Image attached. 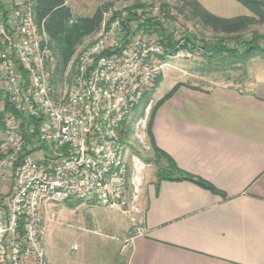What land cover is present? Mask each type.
Segmentation results:
<instances>
[{"label": "built area", "instance_id": "2783aa9c", "mask_svg": "<svg viewBox=\"0 0 264 264\" xmlns=\"http://www.w3.org/2000/svg\"><path fill=\"white\" fill-rule=\"evenodd\" d=\"M30 4L0 3V91L36 132L28 139V126L22 130L5 114L0 264H47L43 219L59 205H127L128 166L119 133L165 67L163 49L143 29L157 10L124 11L108 26L103 21L97 39L74 55L69 82L58 94L48 68L50 44ZM40 152L42 159L31 160Z\"/></svg>", "mask_w": 264, "mask_h": 264}, {"label": "crops", "instance_id": "0c3cea01", "mask_svg": "<svg viewBox=\"0 0 264 264\" xmlns=\"http://www.w3.org/2000/svg\"><path fill=\"white\" fill-rule=\"evenodd\" d=\"M85 1L67 6L81 15ZM195 1L219 18L248 15L234 0ZM163 80L150 104L182 85L153 112L151 146L211 189L159 176L140 186L142 233L125 264H264V80L243 90L177 81L156 100Z\"/></svg>", "mask_w": 264, "mask_h": 264}, {"label": "rangeland", "instance_id": "374dc122", "mask_svg": "<svg viewBox=\"0 0 264 264\" xmlns=\"http://www.w3.org/2000/svg\"><path fill=\"white\" fill-rule=\"evenodd\" d=\"M71 1L80 3V0H67L66 4H71ZM86 1L87 4L80 6L81 16L90 15L93 10L95 11L100 6H110L108 13L104 15L106 26H108L110 20L118 17L124 11H138L144 14V12L157 10L158 16L156 17L153 14L152 17L156 18H150L151 21L162 16L163 28L167 33L173 32L176 41H181L182 34L185 32L191 33L196 38L194 45L196 48L186 47L181 49L180 45L182 43L179 42L175 46L176 51L174 54L169 55L167 53V44L169 43L158 41L155 35L144 31L145 29L148 30V27H143L147 38H152L163 49L162 52H164L165 57L160 58L165 67H162V71L154 80L149 93L135 107L133 113L123 124L121 133H119L122 145L126 150L128 166L127 205L122 208L104 209L93 203H80L77 207L70 208V203H68L54 208V215L46 216L42 225V243L47 264L126 263L128 240L140 230L145 210V203L140 197V186H144L151 178L164 177L168 174L167 171L170 172V165L168 163L164 164L162 162L163 157L154 153L147 130L151 108L154 105V103L150 104V99L158 81L161 82L164 77L162 84L155 93L154 98L156 100L164 95L177 81L204 89H211L218 85H230L243 90L248 87L252 76L264 80L263 53H256L253 57L242 62H234L236 67H232L233 65L230 62L233 63V61L229 59L217 62V58H214V61L209 62L204 53L198 51L202 49V42L213 44L217 40L223 39L226 45L231 48L235 46V38L247 40L252 33L264 36V23L251 25L240 33L214 34L200 27L195 21H189L186 14L179 13V5L175 0ZM0 3L4 8H9L12 0H2ZM165 15L171 16V19L166 21ZM247 16L252 15L248 12ZM102 26L97 33L82 40L76 48L75 57L97 39ZM141 29L139 27L138 31L140 32ZM259 46L264 48V40L259 43ZM48 68L52 74L55 90L58 94H61L69 82L70 71L67 69L60 79L52 73V60ZM0 94V112L4 103L7 102L13 109L7 113L11 114L18 124L26 126L15 107L9 103L1 91ZM26 130L31 134L34 132L30 131L29 126ZM4 133L3 126V129L0 128V144L3 141ZM42 157L41 152L36 153L31 155V160H40Z\"/></svg>", "mask_w": 264, "mask_h": 264}, {"label": "trees", "instance_id": "16d2710c", "mask_svg": "<svg viewBox=\"0 0 264 264\" xmlns=\"http://www.w3.org/2000/svg\"><path fill=\"white\" fill-rule=\"evenodd\" d=\"M67 0H31V13L34 22L42 26L48 38L50 49L52 52V73L58 78H62L69 63L71 62L76 48L81 44L82 40L97 33L104 21V15L108 13L110 6H100L90 16L75 15L71 8L66 4ZM179 5L178 12L186 14L189 21H195L200 27L208 30L214 34H235L245 31L249 26L254 24L264 23V0H234L243 6L252 16H241L231 19L219 18L208 13L200 6L195 0H175ZM166 16V17H165ZM166 21L171 19V16L165 15ZM162 18V16H161ZM161 18L154 21L146 19L143 27H148V32L159 40L167 41V53L173 55L176 51V44L181 42L180 48L190 47L195 49L196 38L190 33L185 32L182 34V40H174V34L167 33L163 28ZM264 40L263 35L252 33L247 40L235 38V46L229 48L223 39H219L213 44L202 42V49L198 50L204 53L207 59L217 62H222L229 59L232 62V67H236L235 63L242 62L253 57L256 53H263L264 48H260L259 43ZM166 46V45H164ZM199 49V48H198ZM235 65V66H234ZM160 81H158L157 86ZM176 84L167 94H165L152 108L150 118L147 126L148 137L150 139V124L153 112L167 100L180 86ZM1 95V94H0ZM11 106L5 102L2 111L0 112V128L3 129V118L8 111H12ZM21 118V117H20ZM24 120L26 126H29L33 121ZM24 125H21L24 130ZM121 133V132H120ZM36 136L34 131L29 134L28 139H33ZM154 153L157 155L159 152L152 147ZM160 179L172 181H189L198 184L201 187L211 189L206 183L196 179L189 174L177 169L170 165V172ZM79 203L69 204L70 208L77 207Z\"/></svg>", "mask_w": 264, "mask_h": 264}]
</instances>
